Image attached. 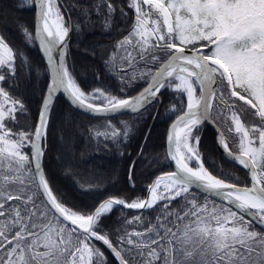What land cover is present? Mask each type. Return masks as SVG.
<instances>
[{"label": "snow or ice", "instance_id": "6c2138e0", "mask_svg": "<svg viewBox=\"0 0 264 264\" xmlns=\"http://www.w3.org/2000/svg\"><path fill=\"white\" fill-rule=\"evenodd\" d=\"M0 264H264V0H0Z\"/></svg>", "mask_w": 264, "mask_h": 264}, {"label": "trees", "instance_id": "16d2710c", "mask_svg": "<svg viewBox=\"0 0 264 264\" xmlns=\"http://www.w3.org/2000/svg\"><path fill=\"white\" fill-rule=\"evenodd\" d=\"M89 39H92V37L90 36ZM33 55H35V52L33 53ZM104 159L107 160L110 165L114 166L116 164V161L113 160L112 158L105 157Z\"/></svg>", "mask_w": 264, "mask_h": 264}]
</instances>
